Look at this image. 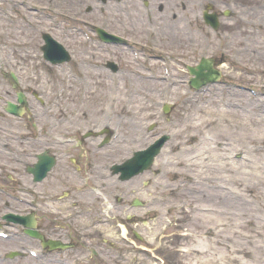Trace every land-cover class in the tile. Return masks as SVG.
I'll return each mask as SVG.
<instances>
[{
  "label": "rangeland",
  "instance_id": "rangeland-1",
  "mask_svg": "<svg viewBox=\"0 0 264 264\" xmlns=\"http://www.w3.org/2000/svg\"><path fill=\"white\" fill-rule=\"evenodd\" d=\"M60 1L63 13L71 10L82 18L100 21L112 31L131 36L135 41L157 47L163 51L158 52L159 55L174 69L171 77L163 79L159 59L149 62L145 59V67L139 68L130 58L121 59L124 52L120 49L123 48H110L122 69L118 77L111 78L100 62L109 57L104 48L93 52L95 43L83 42L75 52L85 58L92 53V62L96 64L89 65L90 76L85 81L75 76L81 77L75 68L71 70V65L56 68L39 61L36 41L30 39L34 36L29 34L30 29L22 23L12 28L0 17V69H19L26 79L24 84H33L41 90L45 107L37 112L44 127L43 140L54 144L55 151L67 149V145L58 146L57 139L81 133L87 125L97 126L101 119L109 120L116 137L107 157H101L108 163L130 154L132 149L143 147L155 132L170 134L152 166L156 170L153 179L147 172L142 179H149V184L137 188L144 202L152 199L149 208L156 214L152 223L142 229L148 243L139 245L145 249L135 253L126 251L124 256L116 258L105 255L99 264H264L263 176L257 173L262 181L256 187L245 183L249 179L243 174L249 170L247 163L254 167V162L264 165L261 143L264 133L254 141L251 138L255 132L250 135L248 129L258 121L260 132L264 131L261 115L264 107L260 106L261 103L264 106V0H149V19L140 5L141 0H109L105 7H100L95 0ZM157 3L163 4L161 12L156 8ZM206 3L212 4L217 11L230 13L220 20L215 32L200 18ZM86 4L93 5L92 13L84 14ZM172 13L177 14L175 18ZM70 23L63 19L64 27ZM62 37L70 43L82 41L75 31L62 34ZM187 52L189 64L202 54L224 55L230 61L228 74L232 82L248 85L252 91L223 85H212L205 92L190 91L183 80L185 71L181 60ZM125 54L128 57V53ZM172 55L173 61L170 60ZM8 58L14 64L6 63ZM109 97L114 100L110 102ZM166 101L173 103V109L164 117L160 106ZM236 113H239L238 118ZM54 116L59 122L57 125H53ZM151 121L157 125L147 131ZM13 127H21V124ZM252 142L261 148L249 153L254 145ZM20 157L16 153L6 155L0 147V162L17 166L26 176ZM24 159L25 162L32 160ZM60 159L62 164L55 176L71 173L65 157L61 155ZM224 164H231L235 171L225 170ZM7 171L9 168H4V173ZM137 181H133V186L138 185ZM65 188L71 189L72 185ZM46 191V195L58 193L59 188ZM126 191L114 190L106 196L111 200L117 193L126 200L132 195ZM206 224L216 225L222 232L213 237V232L205 231ZM104 232L113 239L109 230ZM213 238L219 247H209ZM22 239L21 236L0 239V264H74L75 261L94 264L95 261H88L82 251L3 258L2 253L8 249L23 246L37 249L35 245L24 244ZM189 249L193 250L189 252Z\"/></svg>",
  "mask_w": 264,
  "mask_h": 264
},
{
  "label": "bare ground",
  "instance_id": "bare-ground-1",
  "mask_svg": "<svg viewBox=\"0 0 264 264\" xmlns=\"http://www.w3.org/2000/svg\"><path fill=\"white\" fill-rule=\"evenodd\" d=\"M109 99H110V102H112L113 100H114V98H112V97H109ZM112 104V103H111ZM260 106H262V107H264L263 105H260ZM237 114V113H236ZM261 115L264 117V109H261ZM238 116H239V113L237 114V117L236 118H238ZM257 123H260V122H258V121H254L253 122V124H252V127H249L248 129H250L249 130V132H250V135H251V133H253V132H255L254 134H253V138H251V139H253L254 141H255V139L259 136V134L260 133H264V131H262V132H260L261 131V129L259 128V125L257 124ZM242 125L240 124V127H241ZM248 127V126H247ZM262 140H264V137L262 138ZM253 144L255 143V142H252ZM263 148H264V146H262ZM254 148V149H253ZM259 148H261V147H259L258 145H257V143L256 144H254L253 145V147H251V149H253V151L255 152L257 149H259ZM260 151H262V150H260ZM254 164H255V167L254 166H251L249 163H247V166H246V169H248L249 168V170H246V172L245 171H243V174H245L247 177H248V181H246L245 183H249L250 182V185L251 186H256V187H258V185H260V183H258L260 180L262 181V178L259 176L260 174H261V176H263V181L261 182L262 183V186H263V188H264V165H262V166H258L255 162H254ZM224 168H225V170H228V171H235V169L234 168H232V165L230 164L229 166H227V164H224V166H223ZM238 169V167H236V170ZM243 170H245V169H243ZM252 170H254L255 171V173H252ZM257 173H260V174H257ZM250 176V177H249ZM256 202H257V200H256Z\"/></svg>",
  "mask_w": 264,
  "mask_h": 264
}]
</instances>
